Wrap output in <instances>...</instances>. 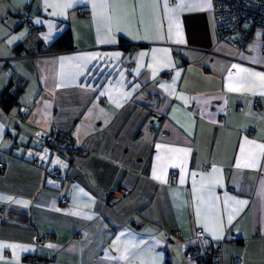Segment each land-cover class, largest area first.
Listing matches in <instances>:
<instances>
[{"label":"crops","instance_id":"1","mask_svg":"<svg viewBox=\"0 0 264 264\" xmlns=\"http://www.w3.org/2000/svg\"><path fill=\"white\" fill-rule=\"evenodd\" d=\"M262 42L219 40L212 0H0V264H212L198 229L264 264Z\"/></svg>","mask_w":264,"mask_h":264},{"label":"built area","instance_id":"2","mask_svg":"<svg viewBox=\"0 0 264 264\" xmlns=\"http://www.w3.org/2000/svg\"><path fill=\"white\" fill-rule=\"evenodd\" d=\"M215 16V27L219 40L228 41L237 48H241L249 39L252 30H261L263 32V52H264V0H212ZM84 13V9L79 10ZM23 20L30 26L29 34L32 35L38 29L34 24L32 17L28 14L23 15ZM46 46L44 45L43 48ZM130 68V67H129ZM27 110L21 108L22 116H25ZM157 132V129H153ZM254 131L252 130L251 133ZM165 137V133H161ZM44 141L54 147L58 152L75 154L79 157L86 155V151L76 146L71 136L51 132L46 135ZM38 167H44L41 161L36 162ZM5 166L0 163V173L3 172ZM205 170L208 167H204ZM48 174L55 182H61L63 177L58 169L51 168ZM177 176L175 171L170 172L169 180L172 181ZM61 206H67L68 198L61 199ZM176 235L179 236L178 233ZM50 236H46L45 240H50ZM198 244L190 248L186 255L187 258L194 262L210 261L212 264H225L223 243L215 247L214 242L205 235L203 230L198 229L196 232ZM235 264H242L241 259L234 260Z\"/></svg>","mask_w":264,"mask_h":264},{"label":"trees","instance_id":"3","mask_svg":"<svg viewBox=\"0 0 264 264\" xmlns=\"http://www.w3.org/2000/svg\"><path fill=\"white\" fill-rule=\"evenodd\" d=\"M124 48L127 49L128 47L125 46ZM43 50L50 51V52L73 51L74 44H73V37H72L71 30L70 29L66 30L56 41H54L52 44L43 48ZM17 99H18L17 93L14 94V93L5 92L0 99V105L5 111H9L17 105V101H18Z\"/></svg>","mask_w":264,"mask_h":264},{"label":"snow or ice","instance_id":"4","mask_svg":"<svg viewBox=\"0 0 264 264\" xmlns=\"http://www.w3.org/2000/svg\"><path fill=\"white\" fill-rule=\"evenodd\" d=\"M167 6V5H166ZM64 7H71V4H66V5H64ZM184 7V5L183 4H179V5H177V8H183ZM233 67H236L235 65L233 66ZM262 79H264V77H262ZM230 90H234V89H232L231 88V86H230ZM102 95H103V93H102ZM261 149H264V145H260L259 146ZM240 165H238V167H239ZM245 166H248V167H251L252 165L251 164H247V165H245ZM157 179H159V177H156ZM181 182H183V181H181ZM241 203H243V202H241ZM0 247H7V248H12V247H14L13 245H8V244H4V245H0ZM49 247H52V245H49Z\"/></svg>","mask_w":264,"mask_h":264},{"label":"rangeland","instance_id":"5","mask_svg":"<svg viewBox=\"0 0 264 264\" xmlns=\"http://www.w3.org/2000/svg\"><path fill=\"white\" fill-rule=\"evenodd\" d=\"M30 35V34H29Z\"/></svg>","mask_w":264,"mask_h":264}]
</instances>
